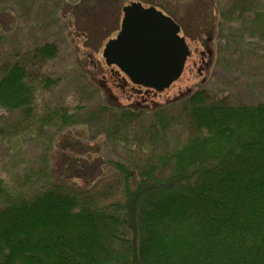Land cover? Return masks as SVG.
I'll return each mask as SVG.
<instances>
[{
  "label": "trees",
  "instance_id": "obj_1",
  "mask_svg": "<svg viewBox=\"0 0 264 264\" xmlns=\"http://www.w3.org/2000/svg\"><path fill=\"white\" fill-rule=\"evenodd\" d=\"M136 1L176 20L162 1ZM250 8L234 0L230 12L241 19ZM217 15L213 24L222 22ZM34 51L0 66V107L29 111L56 86L42 68L57 57L56 43ZM107 69L115 86L136 93L127 75ZM144 111L152 123L138 127ZM97 112L112 113L108 136L130 149L128 162L105 158L120 177L119 197L102 205L92 192L102 176L70 184L71 168L63 181L41 169L30 194L0 178V264H264V102L228 103L197 89L151 110L103 105ZM57 114L58 131L77 121Z\"/></svg>",
  "mask_w": 264,
  "mask_h": 264
},
{
  "label": "rangeland",
  "instance_id": "obj_2",
  "mask_svg": "<svg viewBox=\"0 0 264 264\" xmlns=\"http://www.w3.org/2000/svg\"><path fill=\"white\" fill-rule=\"evenodd\" d=\"M132 1L105 0L97 8V0H0V66L19 56L27 61L45 43L58 47L57 57L42 63L56 86L29 111L0 107V178L11 190L30 194L42 181L37 179L41 169L63 181L71 168L67 182H97L102 176L92 192L102 205L117 199L120 177L105 158L128 162L131 153L108 136L115 120L111 112L98 113L100 106L151 110L197 89L228 103L264 102V0H246L252 11L241 19L230 12L234 0H220L216 7L212 0H157L185 26L182 34L192 54L177 82L146 99L115 86L102 55L120 30L123 6ZM215 12L222 14L221 24H213ZM59 111L77 121L58 131ZM146 112L136 126L152 123ZM130 147L136 148L133 141Z\"/></svg>",
  "mask_w": 264,
  "mask_h": 264
},
{
  "label": "water",
  "instance_id": "obj_3",
  "mask_svg": "<svg viewBox=\"0 0 264 264\" xmlns=\"http://www.w3.org/2000/svg\"><path fill=\"white\" fill-rule=\"evenodd\" d=\"M120 30L102 55L132 84L162 93L183 75L191 55L180 24L156 6L132 1L122 8Z\"/></svg>",
  "mask_w": 264,
  "mask_h": 264
},
{
  "label": "flooded vegetation",
  "instance_id": "obj_4",
  "mask_svg": "<svg viewBox=\"0 0 264 264\" xmlns=\"http://www.w3.org/2000/svg\"><path fill=\"white\" fill-rule=\"evenodd\" d=\"M191 54H192V51H191ZM190 56H191V55H190ZM187 62H188V61H187ZM187 62H186V65H187ZM186 65H185V67H186ZM134 89H135L136 92H142V91L146 90L147 88H145V87H143V86H140V85H135V84H134Z\"/></svg>",
  "mask_w": 264,
  "mask_h": 264
}]
</instances>
